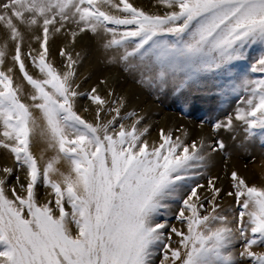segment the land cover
I'll return each instance as SVG.
<instances>
[{
  "label": "snow or ice",
  "instance_id": "obj_1",
  "mask_svg": "<svg viewBox=\"0 0 264 264\" xmlns=\"http://www.w3.org/2000/svg\"><path fill=\"white\" fill-rule=\"evenodd\" d=\"M157 4L166 9L162 14L130 0H0V25L15 45L10 59L31 88L26 103L14 69L0 70V149L27 177L21 183L17 176L9 187L14 169H2L0 264H154L158 252L160 264H264V251L254 250L264 248V187L249 186L233 171L234 191L227 195L238 207L230 217L217 203L218 177L199 183L212 154L225 150L222 139L187 143L161 129L159 142L150 145L144 139L149 128L139 127L142 117L130 126L120 122L136 115H120L122 99L108 109L115 115L101 122L108 101L96 88L85 94L75 84L79 53L74 58L60 48L62 72L50 60L56 35L75 44L91 33L118 53L125 71H139L142 83L172 82L178 92L211 83L217 95H238L234 114L213 123L214 132L235 131V121L246 138L264 136V0ZM22 28L39 30L33 35L38 50L24 52ZM254 48L261 54L248 71L259 78L236 70ZM7 57L6 41L0 69ZM84 95L97 106L95 123L78 114ZM37 137L54 153L47 160L33 154ZM61 162L66 171L57 167ZM41 185L50 190L43 203ZM177 201L174 219L181 227L167 219Z\"/></svg>",
  "mask_w": 264,
  "mask_h": 264
},
{
  "label": "rangeland",
  "instance_id": "obj_2",
  "mask_svg": "<svg viewBox=\"0 0 264 264\" xmlns=\"http://www.w3.org/2000/svg\"><path fill=\"white\" fill-rule=\"evenodd\" d=\"M130 1L131 2L133 1L132 3L135 4V6L141 7L145 11H148V10H149V12H155L156 11L157 13L162 14L166 10L162 6H159L157 4V0H141V1L140 0H130ZM141 2H142V5H141ZM152 9H153V11H152ZM61 35H62V38H65V35L63 33H61ZM86 37L88 40H90L88 43L92 44L96 51L98 50L101 52V58H100V61L98 62V64H99V68L104 67V68H101V70L105 71L104 73H106V75H105L106 79L105 78H99L98 83H93L94 82L93 78L95 77L96 73H98V72L95 73V71H94V73L91 74L92 77H91V75H89V76L79 78L80 73H81V68H82L80 66V62H79L76 66L77 67L76 68V73H77L76 76L77 77H75V84L79 85V87L77 89L79 92H81L84 89L81 93L86 94V93L90 92L92 88L97 87L96 90L99 93L96 92V94L100 95L103 99L105 98V96H108V99H107L108 104L105 105V108H104L105 110L103 109L102 110L103 112H101V119L103 117L101 122H107V120H110V118L115 115V113L108 111V109L111 106L112 107L119 106L117 104L118 97L114 96V94L116 93L115 91L118 88H119L118 90H120L121 93L124 92L123 90L125 87L127 88V86L133 87L137 90L139 89V90H141L140 92H142V94H143V96H142L143 97V103L140 105L139 109L137 108L136 110L126 109V107H125L126 103L123 104V107L121 108L122 112L120 111L121 116H125L128 113H132V112H134L136 114L135 116H137L138 113L140 114V116H143V115H145L146 110L152 109L153 115L155 116V119H156L154 122L157 124L159 122V119H163V121L166 122V117L167 118L168 117L173 118V120L169 123V125L166 126L167 128L166 127L158 128L157 126H155V127L153 126V128L151 129L152 131L151 132L149 131L146 134L144 139H147L150 145L156 144L159 142V133H160L159 131L161 129H163L166 133L170 131L173 135V138L180 137L181 139H184V137H187V139H188V140H186L187 143H191L193 140H196L197 142H199L201 140V138H203L206 143H214V141L217 139H222L224 141V143L226 145L225 150L223 152H217V153L212 154V160L210 162V166L204 171L202 178L199 179V183L206 185L209 177H218V180L216 182V186L218 188H221L222 192H221L220 197L218 198L217 203L220 205L221 210L225 211V214H227L231 217L233 215V213L237 210V207H238L236 205L234 197H230L227 195V193L229 191H234V189L232 188V182L230 179L231 173L233 171L237 172V174L240 177H242L249 186H252L253 185L252 183H254V185H255L256 182L252 181L253 180L252 178L255 176L254 178L259 183L261 182L260 184L262 185V187H264V180L263 179L261 180L260 174L254 173L255 172L254 168L257 164H259V165L261 164L264 166V136L257 134L254 137L246 138L242 126L240 125L239 122H235V121H234V123L236 124V128H235V131H233V132H225L223 130H220L219 132H214L212 129L213 123H215L218 120L225 119V117L229 114H234V109L236 108L237 102L239 99L238 95H236V94L217 95L215 87L211 83H207V84L202 83L201 85L185 87L184 89H182L179 92L176 91V88L172 82H169L167 85H164L162 87L159 86L158 84H155V83H153L151 85H149L148 83H142L141 82L142 77H141L140 72L139 71H125L124 70V64H122L118 59V53H116L113 50H106L104 48V46H103L104 39L102 37L93 36L91 33L86 34ZM26 42L27 41L25 40L24 44H23V50L25 53H27L29 51V46H31V48H33V49L37 48V46H36L37 42H35L33 39L29 41L32 43L29 46L26 45ZM56 44H57V42H56L55 37H54L52 39V41H50V53H51L50 54V60L55 65V67L62 72L65 70V67H64L65 62H64V58L61 57L59 54L60 50L58 51V53H56V56H55L56 59L53 60V58H52L53 54L55 55V53L51 49L55 48ZM68 44L72 45L69 42H68ZM32 45H34V47H32ZM8 48H9L8 49V52H9L8 57L5 60V64H4L3 68L0 70L6 71L8 67H12L14 69L13 74H12V75H14L13 76L14 83L18 84L20 86H24V87H22L23 89L25 88L24 91L28 87L29 91L24 92V96L22 97V99H24V101L26 103H30V101L27 99V95L31 92V88L27 84V82L24 81L23 76L19 72L18 66H16L12 62V60L10 59V57L12 55H14L15 46L14 47L8 46ZM260 54L261 53H260L259 48L252 49L248 54V58L245 61L240 62L239 64L236 65V70L239 72L247 73L251 78H259V76H260L259 73H251L248 70L250 68V65L256 59H258ZM104 57H106V59H104ZM4 67H5V69H4ZM26 67H27V70L29 71V73L32 74L34 77H37L39 75L37 70L32 67L30 61L26 62ZM60 67H62V68H60ZM105 68H106V70H108V71L110 70V71L106 72V70H104ZM77 70H79L80 73ZM112 72H114V73L112 74ZM116 74H118V76ZM113 76L115 78H113ZM108 78H110V80ZM85 80H86V82H85ZM87 81H89V82L87 83ZM108 81H111V83L113 85H115L117 88L116 89L112 88L109 90L105 89L103 92H100L101 90H103L101 86L103 84H105V82H108ZM127 83L131 84V85H128ZM88 84L89 85L91 84V86L88 87ZM100 84H101V86H100ZM121 84L123 86L120 87ZM80 85H82L86 89L82 87L83 89L81 90ZM110 93H111V95H110ZM123 94H125V92ZM139 99H140L139 96H135V100H139ZM104 100H106V99H104ZM113 101H115L116 103H112ZM96 107H97L96 105L92 104L91 101L88 100L86 95L78 98V103H77L78 114L82 118H84L85 120H87L89 122H93V123L96 122ZM85 109H88V110L85 111ZM82 110H84L85 112L84 111L82 112ZM34 114L37 116L39 115L38 112H34ZM135 116H132V117L134 118ZM85 117H87V119ZM132 117L130 118V120L129 119L128 120H122L120 122L124 123L125 125L127 124L128 126H130L132 123V119H133ZM144 121L145 120L143 119L141 124L139 125L140 128H142L143 124H145ZM202 121H203V123H202ZM117 127H118V125H117ZM199 128H201V129H199ZM191 129L194 130L195 134ZM195 129H196V131H195ZM198 129L200 130V133H197V132H199ZM151 133H152V135H151ZM190 133L193 137H191ZM153 135H154V137L152 138ZM197 139L198 140L200 139V140L198 141ZM36 140L40 141L39 137H37ZM46 148H47V146H45V149ZM236 163H237V165H234ZM215 166L218 167V169L216 168L217 169L215 171L216 173H214V171L212 170ZM3 167L4 168L10 167V168L14 169L13 176L8 178L9 187H11L12 185H15L17 183V181H16L17 176H19V178H21L20 179L21 183L27 182V177H26L25 172L15 171V161H14V158L12 157V155L7 150L0 149V178L4 177V173L2 171ZM239 170H241L243 173H240ZM245 170H247V172ZM251 174H254V176H252ZM246 175H247V177H246ZM248 175H249V177H248ZM250 177H251V179H250ZM249 180L252 183H250ZM259 180H261V181H259ZM47 191H50V190H46L42 185L39 187L38 193H39V199H40L41 203L45 202ZM206 195H207L206 192H203V191L201 192V196H206ZM205 207H210V206H208L206 204ZM178 209H179V201H177L173 204V210H172L173 214L169 215L167 217V219H168V222L170 224H173L177 227H181L180 224L174 219V213L176 211H178ZM229 209L231 211H228ZM161 219H163V218H161ZM166 233H167V230H166ZM176 240H178V238L173 235V245L172 246H176L175 245ZM235 250L237 253L241 250L240 244L236 245ZM254 250L255 251H264V248H255ZM162 258H163V253L158 252L156 257L154 258V264H160V260Z\"/></svg>",
  "mask_w": 264,
  "mask_h": 264
},
{
  "label": "bare ground",
  "instance_id": "obj_3",
  "mask_svg": "<svg viewBox=\"0 0 264 264\" xmlns=\"http://www.w3.org/2000/svg\"><path fill=\"white\" fill-rule=\"evenodd\" d=\"M141 1V0H140ZM131 2V1H130ZM133 2V1H132ZM138 2V1H137ZM135 3V2H134ZM146 3V2H145ZM140 4V3H139ZM135 5V4H134ZM141 5H142V2H141ZM148 6V5H147ZM159 7V6H158ZM151 8V7H150ZM149 11V10H148ZM152 11H153V9H152ZM156 12V11H155ZM23 32H24V35H25V40L27 41L26 42V45H31L32 43L31 42H29L30 40H32L33 39V35H38L39 34V30H36L34 33L33 32H28L26 29H24V28H22L21 29ZM8 33H7V31L3 28V26L2 25H0V47H2V46H4V44H5V42L7 41V43H8V46L10 47H14L15 45L10 41V40H7V37H8V35H7ZM24 40V41H25ZM55 40H56V42H57V44L55 45V48H52L51 50L52 51H54V53H55V55L53 54V60L54 59H56V53H58V51L60 50V48H62V47H64V48H66V50L67 51H70L71 53H72V55H73V57L75 58L76 57V55H77V53H79V62H80V66L82 67H80L81 68V73L79 72V70H77L79 73H80V76H79V78H82V77H85V76H89V75H91L92 73H94V71H95V73L96 72H98V73H96V75H95V77L93 78V80H94V82L93 83H98V79L99 78H105V75H106V73H104L105 71H103V70H101V68H104V67H101V68H99V64H98V62L100 61V58H101V52L100 51H96L95 49H94V47H93V45L92 44H89L88 42L90 41V40H88L87 39V37H86V35H82L80 38H78V40L76 41V43L75 44H72V45H69L68 44V39L65 37V38H62V35L61 34H58V35H56L55 36ZM93 41V40H92ZM86 42V43H85ZM71 44V43H70ZM37 50L39 49V44L37 43ZM32 47H34V45H32ZM9 49V48H8ZM27 50V49H26ZM9 53V52H8ZM104 59H106V57H104ZM56 62V61H55ZM83 65V66H82ZM60 68H62V67H60ZM77 68V67H76ZM109 68V67H108ZM4 69H5V67H4ZM104 70H106V68L104 69ZM108 70H106V72H107ZM110 71V70H109ZM108 71V72H109ZM114 71V70H113ZM100 72V73H99ZM78 73V74H79ZM111 73V72H110ZM114 72H112V74H113ZM108 74V73H107ZM117 76H118V74H116ZM14 76V75H13ZM124 76V75H123ZM77 77V76H76ZM91 77H92V75H91ZM90 77V78H91ZM107 77V76H106ZM111 78V77H110ZM110 78H108L109 80H110ZM113 78H115L114 76H113ZM92 79V78H91ZM106 79V78H105ZM107 79V80H108ZM88 80V79H87ZM119 80V79H118ZM117 80V81H118ZM116 81V82H117ZM77 82V81H76ZM84 82V81H83ZM85 82H86V80H85ZM89 81H87V83H88ZM92 82V81H91ZM100 82V81H99ZM128 82V81H127ZM84 84V83H83ZM128 84V83H127ZM128 85H131V84H128ZM28 86V85H27ZM26 86V87H27ZM81 87H80V89L82 90L83 88H85V87H83L82 85H80ZM91 86V84L89 85L88 84V87H90ZM100 86H101V84H100ZM119 86V85H118ZM121 86H123L122 84L120 85V87ZM21 87H24V86H21ZM83 87V88H82ZM87 87V88H88ZM96 87V86H95ZM102 89L103 90H101L100 92H103L105 89H107V90H109V89H112V88H114V89H116L117 87L115 86V85H113L112 83H111V81H108V82H105V84H103L102 86ZM97 88V87H96ZM25 89V88H24ZM27 89H28V87H27ZM25 90V91H29V89L28 90ZM86 89V88H85ZM119 89V88H118ZM116 90L115 92V94H114V96L115 97H118V101H117V104L118 105H120V102H121V99L123 100V104H125L126 106V109H132V110H136L137 108L139 109V107H140V105L143 103V94H142V92H140L141 90H137V89H135V88H133V87H129V86H127V88L125 87L124 88V92H125V94H123V93H121L120 92V90ZM84 90V89H83ZM82 90V91H83ZM24 91V92H25ZM81 91V92H82ZM88 91V90H87ZM98 92V91H97ZM99 93V92H98ZM105 94V93H104ZM135 96H139L140 97V99L139 100H135ZM114 98V97H113ZM104 99H106V101H107V99H108V96H105V98ZM116 101V100H115ZM147 101V100H146ZM150 103V102H149ZM82 104V103H81ZM80 104V105H81ZM79 105V104H78ZM149 105V104H148ZM83 107V106H82ZM112 107V106H111ZM149 107V106H148ZM154 107V106H153ZM151 108V107H150ZM79 110V109H78ZM105 110V109H104ZM124 110V109H123ZM131 110V111H132ZM81 111V110H80ZM84 110H82V112H83ZM153 110L152 109H148V110H146V113H145V115H143V116H140V114L138 113V115L137 116H135L133 119H132V122L135 120V119H137V118H139V117H142L145 121V124H143V127L141 128V129H143L144 127H148L149 128V131L151 132L152 130V128H153V126L155 127V126H157L158 128H162V127H166V126H168L169 125V123L173 120V118H171V117H166V122H164L163 121V119H159V122H158V124L157 123H155L154 121L156 120L155 119V116L153 115V112H152ZM85 112V111H84ZM103 112V111H102ZM122 112V111H121ZM145 112V111H144ZM143 112V113H144ZM166 113V112H165ZM169 113V112H168ZM86 115V114H85ZM106 115V114H105ZM162 115V114H161ZM172 116V115H171ZM161 117V116H160ZM86 119H87V117H85ZM112 118V117H111ZM110 118V119H111ZM102 119H103V117H102ZM101 119V120H102ZM108 119V118H107ZM130 120V119H129ZM165 120V119H164ZM175 120V119H174ZM174 122V121H173ZM132 124V123H131ZM127 125V124H126ZM173 125V124H172ZM188 126V125H187ZM186 126V127H187ZM189 127V126H188ZM157 128V129H158ZM167 128V127H166ZM174 128V127H173ZM190 128V127H189ZM193 128V127H192ZM196 128V127H195ZM199 129H201V128H199ZM198 129V130H199ZM166 130V129H165ZM188 130V129H187ZM192 130V129H191ZM193 132H194V130H192ZM195 131H196V129H195ZM160 132V131H159ZM197 133H200V130H199V132H197ZM154 134V133H153ZM194 134H195V132H194ZM203 134V133H202ZM151 135H152V133H151ZM190 135H191V133H190ZM189 135V136H190ZM197 135V134H196ZM188 136V137H189ZM202 136V135H201ZM151 137V136H150ZM154 137V135L152 136V138ZM191 137H193L192 135H191ZM195 137V136H194ZM208 137V136H207ZM184 139H186V140H188L187 139V137H184ZM195 139V138H194ZM198 140V139H197ZM200 140V139H199ZM198 140V141H199ZM45 146H46V144L45 143H43V142H41V141H39V140H36L34 143H33V147H32V150H33V153H34V155H36L37 156V158L39 159L40 158V156H41V154H43V156H44V159L45 160H47L48 158H50L51 156H53L54 155V153L51 151V150H48L47 148L45 149ZM4 150V149H3ZM234 159V158H233ZM4 162V161H3ZM5 163V162H4ZM41 163H43V161H41ZM239 163V162H238ZM234 165H237V163L236 164H234ZM240 165V164H239ZM231 166V165H230ZM57 167H59L62 171H66L67 170V167H66V165L63 163V162H61L60 164H58L57 165ZM238 167V166H237ZM236 167V168H237ZM4 168V167H3ZM218 169V167L217 166H215L212 170L214 171V173H216L215 171ZM239 168V167H238ZM252 168V167H251ZM255 170V172L254 173H256V174H260V177H261V180L263 179L264 180V166L263 165H259V164H257L256 166H255V168H254ZM246 172H247V170H245ZM250 171V170H249ZM253 171V170H252ZM239 172L240 173H243L241 170H239ZM245 172V173H246ZM218 173V172H217ZM16 174V173H15ZM247 174V173H246ZM252 176H254V174H251ZM218 176V175H217ZM19 177V176H18ZM220 177V176H219ZM246 177H247V175H246ZM248 177H249V175H248ZM255 177V176H254ZM252 178L253 180V182H256L255 183V185L256 186H258V187H262V185L255 179V178ZM23 178V177H22ZM21 179V178H20ZM24 179V178H23ZM22 179V180H23ZM250 179H251V177H250ZM261 180H259V181H261ZM250 181V180H249ZM26 182V181H25ZM250 183H252L251 181H250ZM207 184V183H206ZM253 185H254V183H252ZM263 184V183H262Z\"/></svg>",
  "mask_w": 264,
  "mask_h": 264
}]
</instances>
